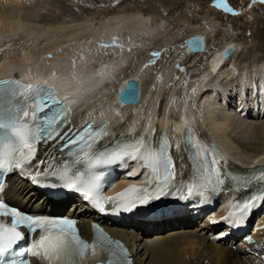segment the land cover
Listing matches in <instances>:
<instances>
[{"label": "bare ground", "instance_id": "1", "mask_svg": "<svg viewBox=\"0 0 264 264\" xmlns=\"http://www.w3.org/2000/svg\"><path fill=\"white\" fill-rule=\"evenodd\" d=\"M55 2L58 0H0V78L12 77V73L18 71L20 79L26 83L52 85L60 96H67L72 107L80 106L81 112L88 110L85 116L76 117L79 122L89 118L99 106L102 117L112 125L129 114L135 126H141L147 134L154 128L159 114L158 99L167 95L168 105L162 112L164 119L176 124L180 119V125H200L196 132L207 140L212 138L229 159L248 166L256 160L254 154L259 153L261 159L256 162L264 163V60L243 61L235 27L219 28L216 21L215 16L220 15L217 10L222 9L216 6L219 0H212L204 14L194 16L186 10L193 3L199 4L194 0L183 1L186 8L179 2L181 10L185 8L184 14L175 17L166 13L178 2L110 0L115 2L114 6L101 12L79 14L75 8L64 5L60 16L40 18L41 9L50 8ZM244 4L243 15L255 7L261 8L260 0H244ZM195 34L205 35L206 52L192 53L181 46ZM229 46L235 47V52L221 65L217 53ZM48 53L52 54L51 58L47 57ZM103 53L111 57H97ZM171 54L175 63H165ZM181 64L184 69H179ZM204 76L206 82L198 85ZM129 78L140 82L143 107L119 101L118 91ZM192 81L197 83L194 85ZM211 88L215 92L210 94ZM234 96L236 108L225 107L221 98L227 102ZM132 129L128 125L119 126L107 143L121 140L120 132ZM256 137L262 142L259 150L243 146L242 142ZM173 152L184 168V176L177 177L184 187L173 193L177 194L186 191L193 173L187 162L179 161L181 152L175 149ZM54 155L55 150H40L36 157L40 163L35 168L31 165L26 168L29 175L11 178L7 198L25 210L76 212L83 230L88 231L91 221L88 212L75 208L71 199L53 201L33 188L35 173H46ZM220 167L224 173L234 166L222 159ZM137 176L142 179V175ZM215 200L222 206L213 211L214 201L211 207L199 210L196 221L178 215L156 222L124 221L113 224L109 232L130 247L134 264H261L264 261V217L252 221L250 232L256 238L254 244L243 242L242 237L230 238V232L218 236L217 233L226 229L222 223L212 224V220L225 216L222 209L227 202L220 197Z\"/></svg>", "mask_w": 264, "mask_h": 264}, {"label": "snow or ice", "instance_id": "2", "mask_svg": "<svg viewBox=\"0 0 264 264\" xmlns=\"http://www.w3.org/2000/svg\"><path fill=\"white\" fill-rule=\"evenodd\" d=\"M260 3L264 4V0H260ZM216 6L224 11H232L225 0H219ZM192 44L197 48L202 47V41L199 40L193 41ZM130 89H135L138 102L139 86L132 83L122 93V103L129 101ZM5 93H9L13 98L23 97L25 106L21 108L15 105H0V133H3L0 134V169L4 171L19 170L18 174L29 175L25 166L31 165L35 168L40 163L36 160L38 145L47 141L51 146V143L59 140L58 149H65L67 156L72 157L74 163L86 165L88 178L85 179V173L82 171L70 175L72 165L69 163H64L60 169H53L48 173L41 171L35 175L56 177L62 187L81 194L82 198L94 205L99 212H105V206L112 204L113 210L131 213L137 208L147 207L155 201L168 198L184 187L182 180L177 181L178 176H184V168L180 166L174 152L170 151L174 148L181 152L179 161L187 162L189 170L193 173L186 186L187 197H199L204 203L210 204V197L222 190V157H218L214 148L202 138L191 134V131L185 137L183 148L179 144L170 145L166 136L161 137L158 145L154 143L150 146H146L141 137L125 142L117 140L104 143L108 137L106 128L95 130L91 126H85L79 131H69L71 109L53 90L32 85L22 86L17 79L0 81V95ZM9 104L11 105V101ZM129 162H134L133 167L150 170L154 188L131 187L118 197L105 198L101 194L100 183L104 171L96 170L116 165L127 167ZM133 174L128 172V175ZM230 179L238 192H243L254 181L260 185L254 193L237 200L236 211L230 213L223 221L212 220L214 225L225 223L229 228H239L246 223L255 209L264 205V171L248 178L230 175ZM34 182L39 183L36 180ZM96 233L97 243L89 244L81 239L74 219L33 216L0 200V264H6L7 254L26 238L29 242L26 249L21 251V258L12 260L10 264H30L26 253L38 258L36 264H82L89 250L95 255L98 245L106 248L113 257L118 254L122 257L119 262L109 260L107 264H132L127 250L122 249L118 242L115 249L107 247L113 242L99 227L96 228ZM226 233L217 235L222 237ZM117 250L121 251L118 253ZM261 264H264V261Z\"/></svg>", "mask_w": 264, "mask_h": 264}, {"label": "rangeland", "instance_id": "3", "mask_svg": "<svg viewBox=\"0 0 264 264\" xmlns=\"http://www.w3.org/2000/svg\"><path fill=\"white\" fill-rule=\"evenodd\" d=\"M62 1L64 4L61 3ZM109 1L110 0H58V3H56V2L54 3L56 5H51V7L47 8V9L45 7H44V9H41L42 10L41 12H43V14L42 13L40 14L41 15L40 18H45L46 15H58V16H60L62 14V10L64 8V5L67 8H69V7L73 8V9L75 8L74 11L79 12V14H87L90 11L95 12L96 10L101 12L102 10L107 9V7L109 8L111 6H114L115 2L112 3ZM159 1H163L166 3L169 1H173L175 3L178 2L177 5L172 6L173 8L171 7L168 10V12L166 13L168 16H171V15L174 16V15H177L180 13L184 14V12H182V11H183V9L185 10L187 5H185L183 3V1H188V0H175V1L174 0H166V1L165 0H159ZM211 1L212 0H194V2H198L199 4L193 3V4H191V6L189 5L188 6L189 8L187 7L186 10L188 11L189 14L191 13L190 14L191 16H194L193 14L202 15L208 10L207 4H210ZM59 2L61 4H59ZM179 2L184 4L185 8L183 7L182 10H181V7H179L181 4ZM166 3H163V4H166ZM78 4L79 5L83 4L84 7H80ZM61 5H62V8H60ZM227 5L230 9H232V11L227 13L223 9H219L217 11L220 13V15H216V16L213 15V16H215L216 21L218 22L219 28H226V27L234 28L235 27L234 29L238 33L236 38H237V41L239 43V48H240L239 53H240V56L243 58L244 62H248L250 60L258 59V58H259V60L263 61L264 60V4H260L261 8L260 7L253 8V10L251 12H248L247 15H243L245 13L244 10L246 9V7L244 8V6H245L244 0H228ZM246 6L248 7L249 4H247ZM155 53H157V52H155ZM101 56L111 57L110 54L105 55L104 53L99 54L97 57H101ZM254 56L256 58H253ZM168 58L170 60L167 59V62L165 61V63H167V64H171V62H172V64L175 63V62H173V60L175 61V59H173L174 56H172V54ZM134 61H136V62L138 61L136 55H135ZM129 65H128V67H129ZM181 65H184V64H181ZM206 77H207V75H206ZM206 77L205 76L202 77L201 80H199L201 82L198 81L201 84H199L197 82H195V83H197L198 85H203V82L204 83L206 82L205 81ZM193 84H194V82H193ZM194 88L196 89L195 86H194ZM226 88H228V87H226ZM193 91H194V89H193ZM234 108H235V106L233 105L232 109H234ZM256 114H258V113L256 112ZM252 121H254V120H252ZM242 144L244 147H246L250 150L251 149L252 150L258 149L259 150L262 142L260 141L259 138L256 137V138L251 139L250 141L247 140L245 142H242ZM255 148H257V149H255ZM63 213H64V211H63Z\"/></svg>", "mask_w": 264, "mask_h": 264}, {"label": "water", "instance_id": "4", "mask_svg": "<svg viewBox=\"0 0 264 264\" xmlns=\"http://www.w3.org/2000/svg\"><path fill=\"white\" fill-rule=\"evenodd\" d=\"M197 40L202 41V47L197 48V47L193 46L192 42L193 41H197ZM181 46L183 48H186L188 51L193 52V53L206 51V47H207V45H206V37H205V35H202V34H195V35L185 39L183 41V43L181 44ZM234 52H235V47L229 46L226 49H224L220 54L217 53L218 54V58H220V60H221L220 63H224L227 59L230 58L231 55L234 54ZM132 83H135V84H137L139 86V82L138 81H136L135 79L130 80L129 83L125 86V88L119 93V97L118 98L120 100H121L122 93L125 90H127L129 84H132ZM129 103L133 104V105H135L137 103V99L135 97V89H130L129 90V101L127 103H125V104H129ZM162 123H163V121L160 120V125H162ZM174 125H175L176 129L179 130L178 124L174 123Z\"/></svg>", "mask_w": 264, "mask_h": 264}]
</instances>
